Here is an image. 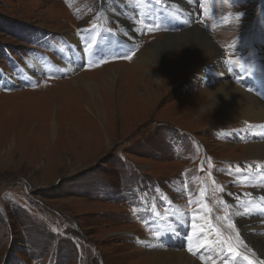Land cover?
<instances>
[{
	"label": "rangeland",
	"instance_id": "rangeland-1",
	"mask_svg": "<svg viewBox=\"0 0 264 264\" xmlns=\"http://www.w3.org/2000/svg\"><path fill=\"white\" fill-rule=\"evenodd\" d=\"M132 1L0 0V264H150L151 251L162 243L161 229H166L162 239L173 231L171 224L190 233L199 228L200 217H209V227L230 256L234 253L228 248L237 251L239 241L232 219L243 221L242 214H231L230 193L254 197L250 203L264 201V192L259 193L264 190V170H256L255 181L254 175L246 177L264 163L244 149L259 136L244 135L232 120L215 123L220 109L206 105L209 91L202 93L222 81L237 86L225 74L238 75L241 63L245 72L252 67L264 76V32L256 27L264 0L243 5L208 0L207 13L194 0H172L174 8L193 6V11L186 26L167 14L169 33L201 28L223 55L215 61L208 52L194 50L188 64L180 66L182 78L169 86L160 84V94L149 103L131 92L142 80L148 85L135 58L142 48L121 38L124 49L91 58L93 53L86 54L85 48L92 43L81 42L83 30L96 31L93 25L117 32L118 18ZM158 5L167 9L166 3ZM237 12L244 13L239 20ZM130 15L134 22L128 28L142 47L168 30L155 15ZM143 17L147 22H140ZM260 22L264 27V16ZM65 30L79 38V47L73 45L72 50L83 54L76 59L72 52L76 68L71 78L84 75L98 81L113 68L124 74L122 84L128 82L133 95L123 104V98H117L115 110L105 105L103 129L93 117V105L92 113L84 106L90 105L86 94L84 103L79 100L81 85L69 81L63 71L36 81L27 77L24 66L38 59L40 50L56 59L54 53L66 44L61 37ZM56 42L61 43L57 48ZM175 56L167 61L168 72L178 66ZM33 64L29 71L38 77L44 64ZM210 65L215 67L207 77ZM21 72L26 76L18 77ZM20 79L30 86L2 87H18ZM148 87L154 89L153 84ZM253 95L264 103V96ZM247 126L246 131L257 127ZM222 264L230 262L225 258Z\"/></svg>",
	"mask_w": 264,
	"mask_h": 264
},
{
	"label": "bare ground",
	"instance_id": "bare-ground-1",
	"mask_svg": "<svg viewBox=\"0 0 264 264\" xmlns=\"http://www.w3.org/2000/svg\"><path fill=\"white\" fill-rule=\"evenodd\" d=\"M153 1L156 4L166 3L168 10L167 14L175 16V20L178 24L186 26L191 23V14L193 11V6L187 7L186 5H182L178 8H174L176 7V5H174V1L172 0ZM188 2H190V0H188ZM113 12L116 13L118 11L113 10ZM131 12L133 13V10L131 6L128 5L118 18L119 27L116 32L117 34H115L118 37L110 33H101L98 37H96V31L83 30L81 34V42H88L89 44L95 42L96 44H98L94 47L89 45L88 54L93 53V55H89V57L91 58H94L97 55H101L103 53L110 54L113 53L115 50L124 49L125 47L123 46V41H128L130 44H133L138 49L142 48L137 53H135V58L137 59V62H140L139 64L141 65V67L143 65V69H140V73L143 72L148 76H143L141 73L143 78L146 77L145 79L147 80L148 85H145L142 80L141 84L137 83V89H135L134 91L131 90V92L133 93V95L135 94L136 97H138L144 103H149L152 97H154L153 95L160 94L157 89H159L158 86L160 87L162 83L163 86H169L170 84L172 85L176 81L180 80V78H182L180 74V66L184 67L188 64V60L192 58L191 53L194 50H197L200 53H204V51L208 52V55L214 56V58H216L214 59L215 61H217L219 58L222 59L223 54H220V48H218L214 40L208 36L209 34H207L206 31L201 28L193 27L188 29L185 27L186 30L180 33H169L171 27H169L168 24L171 21L168 19L171 18L170 16H168L167 19L160 20V22H162L163 25L166 26L168 29H165V33L162 30L163 33L166 35L161 34L160 36L156 37L154 41L148 43L146 46H140L139 43L141 41L139 42L137 37L133 34V31L128 28V25H131L134 22L132 21V17L130 15ZM263 16L264 7L260 12V20ZM141 17V14L137 16V18ZM260 20L258 21L256 27L258 31L264 32L263 23H261ZM80 25L82 24H79V26ZM126 28H128V31L126 30ZM172 30L176 31V27H173ZM73 33L74 32L71 30H65V34L62 33L63 36L61 37L65 38V42H67L68 45H70L71 47H73L74 45L77 48L79 47V38L75 37ZM121 38L123 41L120 40ZM128 49L130 51L133 50L132 47L129 45ZM71 51L73 52V55L76 57V59H79L83 56L80 51ZM69 52L70 51L68 50H58L54 55L56 59H54V61H51L52 67L48 66L47 63H45V69L48 70V73H52L54 71H63V74L69 81L75 83L76 86L81 85L82 91H80V94L78 93L79 100L84 103V100L81 99L85 93L86 99L89 100L90 105L88 106V104H85L84 106L88 112L92 113V109L90 108V106L93 105V110L95 112L93 114V117L103 129L105 122L100 120V116L103 117L105 113L104 111H106L105 108H107L106 106H108L110 109L115 110L114 106L116 105L114 104V102H116L117 98L118 100L119 98H123L122 101L120 100L121 104H123L125 103L124 101H129L128 97L133 96L129 93L128 82L125 80V82L127 83L122 84L121 80H124V74L121 75L120 71L118 72L113 68L107 69L106 73H104L105 75H99L97 77L99 79L98 81L90 80L88 76L86 78L84 77V75H82L80 78L77 77L78 79L76 80L75 77L71 78L70 76L74 74L76 66L72 62H68L67 55L70 56ZM174 55H176L175 57H177L174 60H177L176 64L178 66L176 69H170V71L168 72L166 70L167 61L174 57ZM70 58L72 60L71 56ZM30 60L31 61L28 62L29 67H31L33 62H35L33 59ZM33 65L37 67L36 63H34ZM27 66H24V68L27 69V77L32 78L33 81H36V79H40V77H36V75L34 76L33 74H31V71H29L30 68H27ZM44 66L41 69L47 71L44 69ZM115 66H123V64ZM214 67L215 66H211L209 71L206 72L207 77H210L208 75L210 72L214 71ZM106 68L107 66L104 67V69ZM228 68L231 71H235L231 66H229ZM238 70V75L234 73L225 74L227 75L228 79L232 78V80L238 84L237 86L229 83V81H222L213 84V86L210 88L204 89L202 93L207 94V92L209 91L207 96H204L206 105L213 104L214 106L216 105L220 109V117L215 123H223L224 121L227 122L228 120H232L233 122H238L240 124V130L244 132V135H247L251 138H253L254 136H259L260 139L258 141L249 140L250 142H248L247 145L244 146V149L247 155H252V157L260 158L262 161H264V103L258 100V98L253 95L257 94L264 96V76H261L259 74H253L249 76L247 72H245V70ZM11 72L13 73V71ZM26 74L21 72L17 76L21 78V76H26ZM167 76L170 77L166 79ZM165 80H167V82H165ZM6 81L8 80H4V78L2 79V82L6 83ZM149 84H153L154 89H150V87H148ZM123 86L126 88H124ZM130 87L132 86L130 85ZM116 109V111H122L123 108L121 107V109ZM215 114L218 115L217 113ZM105 117L106 116L104 115L103 120L105 119ZM247 124H252V126L257 127L251 128L250 131H246V128H250L247 126ZM258 125H260V127H258ZM240 149L243 150V147ZM260 166V169L264 170V163H262ZM256 170H258L256 167L251 168L248 171L246 177L251 179L252 175H254L253 181H255L257 178L256 174L258 173ZM259 176H262V174H260ZM263 192L264 190L260 189L259 193L263 194ZM229 199L233 203L232 209H234V211L231 209V214L233 216L236 214H242L243 218V221L234 218L232 219L231 223L239 236V241L236 244L239 256H236L235 254L227 256L220 242L216 240L214 231L208 225L207 219H209V217H200L199 222L197 223L199 228H196L190 233H184L175 224H171V226L173 227V231L168 233V235L162 239L161 236L164 234V230L166 229H161V231L158 232V235H160L158 238L162 243H157L155 250L151 251V254L149 256V260H151L150 264H222V261L225 258L229 260L230 264H248V260L244 259L245 256H247L248 259L253 262V264H264V201L255 200L250 203V200L254 199V197L248 198L247 195L242 194L235 196L232 193H230ZM245 204L248 206H245ZM236 207L243 208H240L236 212ZM191 224L195 225L194 223ZM196 232L199 233L196 234ZM204 234L209 237L208 240H205ZM153 242L156 241L153 240ZM176 245H183L184 248L181 246L174 247ZM150 246L155 247L154 244H151ZM189 248L192 249V252L188 251ZM193 253H195V255Z\"/></svg>",
	"mask_w": 264,
	"mask_h": 264
},
{
	"label": "water",
	"instance_id": "water-1",
	"mask_svg": "<svg viewBox=\"0 0 264 264\" xmlns=\"http://www.w3.org/2000/svg\"><path fill=\"white\" fill-rule=\"evenodd\" d=\"M107 31H109L108 29H107ZM110 32V31H109ZM111 33V32H110ZM90 46H94V44L92 43ZM62 51V50H68V51H70L69 52V55L72 57V59H73V56H72V47L70 46V45H68L67 44V42H66V46L64 47V48H61V49H57V51ZM89 50V46H87L86 48H85V51H88ZM55 54V53H54ZM41 56L38 58V59H36L35 60V63H36V65L38 66L39 64H45V63H47V65L48 66H51L52 67V60L53 59H51V57L49 56V55H46V54H43V53H41L40 54ZM67 55V54H66ZM70 56H68L67 55V57H68V62H71V58H70ZM54 61V60H53ZM45 67V66H44ZM41 71V73H38V77H44L45 75H50L51 73H48L47 71H42V70H40ZM6 76V75H5ZM18 82H19V84H17V85H19L18 87H13V88H10L9 86H2L3 88H6L7 90H10V89H20V88H24V87H28V86H30V84L29 83H27V82H25L23 79H20V80H18ZM31 83V82H30Z\"/></svg>",
	"mask_w": 264,
	"mask_h": 264
},
{
	"label": "snow or ice",
	"instance_id": "snow-or-ice-1",
	"mask_svg": "<svg viewBox=\"0 0 264 264\" xmlns=\"http://www.w3.org/2000/svg\"><path fill=\"white\" fill-rule=\"evenodd\" d=\"M194 2L197 3L200 6V8L203 10L204 13H207L209 11L208 7L206 6L207 3H208V0H194ZM225 2H228V0H225ZM235 2L238 3V4L243 5V4H245L247 2V0H235ZM243 15H244L243 12H237V19L239 20L240 17H242ZM128 58H130V57H128ZM239 66L241 67V69H244V67H245V65L242 64V63ZM254 72H255V69L254 68L248 67L247 74L249 76L253 75ZM249 167H252V166L250 165ZM255 167L257 169H259L261 166L259 164H257V165H255ZM238 170H239V167H238ZM194 227H195V225H194ZM188 251L189 252H192V249L189 248ZM228 251L230 253H234L236 256H239V252H237L236 249H234L232 247H229L228 248ZM193 254L195 255V253H193ZM244 259L245 260H248V264H253V262L251 260H249L247 256H245Z\"/></svg>",
	"mask_w": 264,
	"mask_h": 264
},
{
	"label": "flooded vegetation",
	"instance_id": "flooded-vegetation-1",
	"mask_svg": "<svg viewBox=\"0 0 264 264\" xmlns=\"http://www.w3.org/2000/svg\"><path fill=\"white\" fill-rule=\"evenodd\" d=\"M59 43H60V42H56V44H59ZM60 44H61V43H60ZM40 51H42V52H43V51H46V50H44V49H43V50H40ZM37 54H38V53H37Z\"/></svg>",
	"mask_w": 264,
	"mask_h": 264
}]
</instances>
